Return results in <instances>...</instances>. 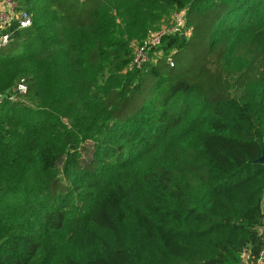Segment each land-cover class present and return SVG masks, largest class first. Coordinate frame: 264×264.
<instances>
[{"label":"trees","instance_id":"1","mask_svg":"<svg viewBox=\"0 0 264 264\" xmlns=\"http://www.w3.org/2000/svg\"><path fill=\"white\" fill-rule=\"evenodd\" d=\"M20 1L0 92L23 80L30 103L0 100V264H257L264 0ZM181 6L173 64L137 67L132 40Z\"/></svg>","mask_w":264,"mask_h":264},{"label":"built area","instance_id":"2","mask_svg":"<svg viewBox=\"0 0 264 264\" xmlns=\"http://www.w3.org/2000/svg\"><path fill=\"white\" fill-rule=\"evenodd\" d=\"M4 7L0 8V47L7 45L10 41L8 27L11 23L18 28L28 27L32 24V15L21 4L20 0H3ZM170 22L149 36H146L133 46V62L141 67L145 61L154 59V56L165 55L170 64H173L172 51L164 53L160 44L164 37L173 34H181L188 37L191 27L186 25V10H174L169 16ZM26 85L19 80L12 92H0V100L3 98L15 99L18 95L26 92ZM8 93V94H7ZM257 264H264V246L261 248Z\"/></svg>","mask_w":264,"mask_h":264},{"label":"rangeland","instance_id":"3","mask_svg":"<svg viewBox=\"0 0 264 264\" xmlns=\"http://www.w3.org/2000/svg\"><path fill=\"white\" fill-rule=\"evenodd\" d=\"M3 7H4V2H3V0H0V8H3ZM177 9H185L186 10V7H183V6H181V7H170L169 9H167L166 12L163 14V16L156 23H154L152 26L149 27V29L147 30V33L142 38H145L146 36L151 35L155 31H157L163 27H166L168 25V23L170 22V19H169L170 14L174 10H177ZM191 30H192V28H191ZM21 42H23V41L19 40L18 43H15V44L11 43V44L5 46L4 49H5V51H9V50H11L12 52L17 51L21 48V45H20V44H22ZM137 42H139V39H133L132 40V43H131L132 49H133L134 44H136ZM165 43H166V40L164 39L162 41V44H165ZM167 44H168V46L164 49L168 50V52L172 51L171 54H172V58H173L174 54H175V50L178 47V45L180 44V42H175V43H170V44L167 42ZM164 49H163V51H164ZM132 52H133V50H132ZM184 53L185 52L177 53L176 56H182V55H184ZM155 57L156 56H154L153 58H155ZM15 99H18L20 102L24 101V103H26V104L30 103L25 97H23L22 94L18 95ZM7 109L10 112L11 116L16 117V118H21V119L26 120L27 119L26 115L29 116L28 113L26 111H24L23 108L20 106H17L14 109H12V108H7ZM34 119H35V121H37V123L42 122V117L41 118L35 117ZM57 174H60V173H57ZM5 200H6V197H0V213L4 214V215L6 212V210L3 209L4 206H6ZM15 213H16V220H19L20 222L25 221V220H27V222H28L30 220L29 216L31 215V213L29 212L28 209L18 210Z\"/></svg>","mask_w":264,"mask_h":264},{"label":"water","instance_id":"4","mask_svg":"<svg viewBox=\"0 0 264 264\" xmlns=\"http://www.w3.org/2000/svg\"><path fill=\"white\" fill-rule=\"evenodd\" d=\"M254 161L264 163V147L262 148L261 154Z\"/></svg>","mask_w":264,"mask_h":264},{"label":"crops","instance_id":"5","mask_svg":"<svg viewBox=\"0 0 264 264\" xmlns=\"http://www.w3.org/2000/svg\"><path fill=\"white\" fill-rule=\"evenodd\" d=\"M262 207H263V212H264V198H263V201H262ZM260 229L263 230V232H264V224H263V226ZM242 264H248V263L246 261H244V263H242Z\"/></svg>","mask_w":264,"mask_h":264}]
</instances>
